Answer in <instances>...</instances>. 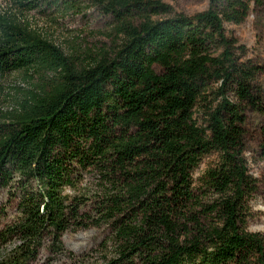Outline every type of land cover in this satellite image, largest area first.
<instances>
[{"label": "trees", "instance_id": "1", "mask_svg": "<svg viewBox=\"0 0 264 264\" xmlns=\"http://www.w3.org/2000/svg\"><path fill=\"white\" fill-rule=\"evenodd\" d=\"M98 2L114 43L82 55L0 15V75L22 70L33 82L0 113V187L18 210L2 231L18 244L0 264H27L46 238L61 252V235L85 221L109 226L108 255L61 264H264V234L244 228L258 184L243 155L251 109L264 159L263 67L241 60L245 46L223 26L264 0H209L157 19L171 10L161 0ZM84 171L100 176L90 211L64 194Z\"/></svg>", "mask_w": 264, "mask_h": 264}, {"label": "rangeland", "instance_id": "2", "mask_svg": "<svg viewBox=\"0 0 264 264\" xmlns=\"http://www.w3.org/2000/svg\"><path fill=\"white\" fill-rule=\"evenodd\" d=\"M33 6L22 9L18 0H0V15L14 14L20 22H28L30 28L60 46L66 53L83 54L85 51L111 49L115 39L112 17L106 13L99 0H32ZM171 8L169 13L153 18H166L181 13L187 16L204 11L209 0H161ZM226 34L245 46L241 60H249L263 67L257 74L255 85L264 90V6H251L248 16L239 24H223ZM157 72L161 69L155 66ZM22 70L0 75V113L15 108L24 92L33 82L25 80ZM232 97V95H231ZM261 116L257 111L246 110L244 158L249 174L257 181L258 191L249 200V215L244 228L250 232L264 234V159L259 153ZM215 154L204 156L193 172L198 178L204 169L213 162ZM74 186H66L64 194L68 199L85 201L83 211H90L88 198L101 193L100 176L92 171H84ZM18 215L17 204L8 188L0 187V258L9 253L18 240L5 236L2 232L7 224ZM82 228H69L61 235L63 250L55 251L52 240L46 238L35 258L27 264H61L76 258L90 263L102 262L109 252L110 228L107 224L96 225L85 221ZM3 233V234H2Z\"/></svg>", "mask_w": 264, "mask_h": 264}]
</instances>
